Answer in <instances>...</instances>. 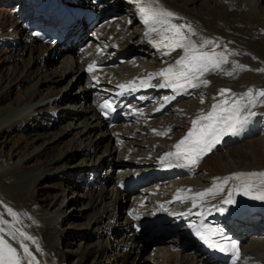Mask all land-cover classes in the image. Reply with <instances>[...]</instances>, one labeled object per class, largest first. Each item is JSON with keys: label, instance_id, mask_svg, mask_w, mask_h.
Returning a JSON list of instances; mask_svg holds the SVG:
<instances>
[{"label": "bare ground", "instance_id": "obj_1", "mask_svg": "<svg viewBox=\"0 0 264 264\" xmlns=\"http://www.w3.org/2000/svg\"><path fill=\"white\" fill-rule=\"evenodd\" d=\"M62 1L94 7L90 0ZM263 7L264 0H104L96 9L93 29L101 35L79 52L84 36L73 38L65 50L42 46L28 33L32 14L26 1L0 0V264H134L147 239V233L133 227L140 221L165 231L148 236V244L160 241L161 252L149 258L151 264H165L169 258V264H217L188 234L205 212L238 200L253 207L241 227L238 264H264V220H253L262 215L264 178H236L237 172L264 170ZM146 14L170 26L171 38L181 48L154 47L144 27ZM185 52L205 61L211 84L177 97L163 84L161 71ZM122 53H127L126 63L113 65ZM60 59V66L66 63L63 68L45 69ZM65 80L60 90L41 87ZM84 80L85 85L66 93ZM122 90L136 96L128 112L133 125L124 120L122 126L109 128L99 117L98 103ZM56 108L61 109L56 118H45ZM236 111L242 114L239 125L214 152L224 149L240 158L241 166L216 159L210 162V175L167 182L178 171L189 176L192 165L193 173L206 170L203 157L168 159L177 142L209 116L225 122ZM153 115L157 118L150 121ZM33 129L37 131L29 136L40 139L22 136ZM98 137L102 140L96 141ZM46 138V144H37ZM74 141L76 148L67 150ZM119 150L124 156L116 157ZM48 152L53 157L42 161ZM72 161L76 170L67 168ZM109 170L118 177L106 186ZM45 179L55 182L49 188L60 199L67 182L81 192L70 202L71 210L75 208L70 219L63 204L56 209L54 197L42 198ZM130 180V192L122 191L119 184ZM148 183L154 185L140 191ZM137 189L140 195L125 207L129 193ZM114 223L117 228H112ZM65 239L72 250L62 249Z\"/></svg>", "mask_w": 264, "mask_h": 264}, {"label": "rangeland", "instance_id": "obj_2", "mask_svg": "<svg viewBox=\"0 0 264 264\" xmlns=\"http://www.w3.org/2000/svg\"><path fill=\"white\" fill-rule=\"evenodd\" d=\"M170 1H172V0H170ZM175 1V0H174ZM264 8V7H263ZM2 12V11H1ZM0 12V13H1ZM120 12H122V10L120 11ZM120 12H117V13H115V14H121ZM101 34H98V32H95V30H92L90 33H88V36H87V34H86V36H85V41H87L86 43H85V45L87 46L91 41H93V39L91 38L92 36H93V38L95 37L96 39H97V37H99ZM18 38L20 39V37H19V35H18ZM89 38V39H88ZM86 56H84L83 58H85ZM62 59V58H61ZM61 59H60V61L58 62V60L57 61H54V62H50L49 64H47L46 65V67H45V69H49L50 71L52 70V69H57V67L59 68H63L62 66H64V64H66V63H62V65L60 66V62H61ZM53 65H55V66H53ZM122 65H124V63L122 64ZM44 67V66H43ZM43 67H41V68H43ZM51 68V69H50ZM48 72V71H47ZM49 74V73H48ZM68 83V80H65V81H63V82H61V83H59V84H55V83H53V84H46V85H44L43 83L41 84V87L43 88V89H45L47 86L49 87L50 85L51 86H55V87H57V90H60V89H62V87H64V85H66ZM40 85V84H39ZM38 85V88H41L40 86ZM79 85H85V80L84 81H81L80 83H78L75 87H72V85H70L68 88H67V90H66V93H72V92H75L78 88V86ZM264 98V97H263ZM88 101L89 100H87V102L85 101V102H82V103H85V104H81V105H79V106H82L81 107V109H83V108H86V106L88 105ZM65 103H67V101L66 102H64V104ZM79 106H77V108L79 109ZM54 108V107H53ZM57 109V110H56ZM56 109H53L52 110V112L51 113H49V114H47L46 116H45V118H48V117H50V116H52V115H54V118H56L57 116H58V114L61 112L60 110V108H56ZM54 111V112H53ZM262 114H264V112L263 111H261L260 112V115H262ZM168 118V114L167 115H165V116H163L162 118H161V121H166V119ZM153 118H149V120L150 121H153L152 120ZM91 122V120H89L88 121V123H90ZM122 124H123V122H121V124L119 123L118 125L119 126H122ZM128 124H132L131 122H129ZM133 125V124H132ZM37 131V129H33V130H29V132H25V133H23V135L22 136H26L25 137V139H27V140H35V139H40L39 137H37V138H34V137H30L29 135H31V134H34V132H36ZM26 133H28V134H26ZM43 133V132H42ZM88 135H90V134H87L86 136L88 137ZM93 134H92V136H91V138H93ZM71 138V135L70 136H68L67 137V140H69ZM83 138H85V137H83ZM102 140V137H98V139L96 140V141H98V140ZM47 141H48V138H46L45 140H42V141H39L37 144H43V143H47ZM75 142V141H74ZM72 143V145L70 146V148H68L67 150H72L74 147L76 148V145H77V143L75 144V143ZM114 144L116 145V143H112V146L114 147ZM78 147V146H77ZM122 147H124V146H122ZM124 150V149H123ZM116 155V157H118V156H120V157H122V156H124V153H123V151L122 150H119L118 152H117V154H115ZM53 157V154H51V153H46V154H44L43 155V157H42V161H48V160H50L51 158ZM218 160L219 162H220V164H222V165H227V166H231V167H234V168H237V167H240L241 166V162H242V160L240 159V158H238V157H231V156H229L228 154H226L225 153V150L223 149V150H219V151H217V152H215L214 154H211V155H208L207 157H205V159H204V162L206 163V170H198L196 173H193L194 171H195V168H193V170L190 172L191 174L188 176L187 174H185V175H182V176H180V174L179 173H177V175H174L173 177H170V176H168V178L170 177V180H168L167 182H182V180H185V179H187V178H195V177H201V176H206V175H210L211 174V172H208L207 170H209L210 169V167L212 166L211 165V161L212 160ZM263 162H264V159L262 160ZM74 161H72V162H70L69 163V165H67V168L68 169H71V170H73V169H75L76 167H78V166H72ZM76 170V169H75ZM86 173V176L88 175V171H86L85 172ZM194 175V177H192ZM110 177V178H109ZM117 177H118V172H116V171H110L109 170V172H108V176H107V178H109L110 179V181L107 183V185L106 186H108V185H112V183L114 184V182L117 180ZM180 177V179H178ZM205 180H210L209 178L207 179V178H205ZM165 183H167L166 181H164ZM164 182H161L162 184H163V186H162V188H164L165 186H164ZM70 183H71V181L70 182H67L66 184H65V198H61L60 199V193H58L57 191H54V190H51V188H49V187H52L54 184H55V182L53 183L50 179H45V180H43L42 182H41V185H40V187L41 188H43V190L44 191H42V195H43V197L42 198H44V199H47L48 200V196H50L51 195V197H54L55 199H54V202H56L57 203V206H56V209H58V207L60 206V205H62L63 204V209H64V211H65V214H66V218H68V219H70L71 218V215H73L74 214V212H75V208H72V210H71V207H72V204L70 203V202H72V201H75V199H76V196H78V194L79 195H81V192H74L72 189H71V187L69 186L70 185ZM160 183V182H159ZM205 183H207V181L205 182ZM152 185H154V184H147V185H145V186H139L138 188L140 189V191H142L143 189H147V188H149L150 186H152ZM156 185V184H155ZM149 186V187H148ZM159 187H161V186H159ZM44 188H49V189H44ZM49 190H50V192H49ZM140 191L138 192V189L137 190H135V191H132L131 193H129V195H128V197L126 198V200H125V203H123V204H125V207H130L131 205H132V203H134V202H132L133 201V199L132 198H134V197H138L139 195H140ZM58 193V194H57ZM50 194V195H49ZM63 202V203H62ZM82 204L81 203H79V206H81ZM128 207V208H129ZM118 220V218L116 219V221ZM81 223V222H83V223H85V221H77V223ZM69 223H72V220L69 222ZM117 225L118 224H113L112 225V228H117ZM69 227H70V225H69ZM87 230V229H86ZM175 232H178L179 231V229H175L174 230ZM157 241L156 242H154L153 244H148L150 241H152L151 239H144L143 240V242H142V244H141V250H140V255H139V261H138V259L136 260L137 261V263L135 262L134 264H151V263H153V262H151V259H153L154 260V258H156L157 256H159V252H161V251H159V252H157L158 250H160L159 249V239H156ZM70 241V240H69ZM67 239H65L63 242H61V247H62V249L63 250H72V248H68L67 246H68V242H69ZM72 247H73V249H75L76 248V246H74V245H72ZM162 250H164L163 248H162ZM168 250V252H171L170 254H172L173 253V250H169V249H167ZM164 251H166V250H164ZM157 253V254H156ZM164 253H166V252H164ZM168 255V253L166 254V256ZM144 258V259H142L141 260V258ZM146 258V259H145ZM149 258H151V259H149ZM170 259V258H169ZM168 259V261L167 262H165V264H169L170 263V260ZM141 260V261H140ZM145 260V261H144ZM151 262V263H150Z\"/></svg>", "mask_w": 264, "mask_h": 264}]
</instances>
